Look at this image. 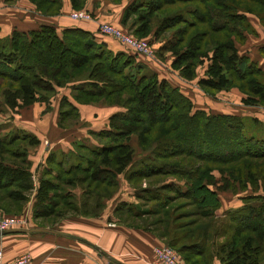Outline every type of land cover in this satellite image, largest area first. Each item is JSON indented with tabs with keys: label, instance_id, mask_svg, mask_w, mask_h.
Wrapping results in <instances>:
<instances>
[{
	"label": "trees",
	"instance_id": "16d2710c",
	"mask_svg": "<svg viewBox=\"0 0 264 264\" xmlns=\"http://www.w3.org/2000/svg\"><path fill=\"white\" fill-rule=\"evenodd\" d=\"M30 2L43 15L59 14L57 0ZM249 15L264 24V0H134L124 12V22L133 19L136 38L161 40L157 55L170 53L171 68L182 79H195L204 66V77L198 80L204 93L213 96L236 88L246 96L242 104L264 108V72L239 56L235 47L236 41L244 40V31H250ZM194 24L207 27L189 35L186 30ZM81 69L85 76H71ZM77 81L71 85L75 103H102L123 111L109 117L108 129L91 132L96 145L77 144L74 159L61 154L58 160L50 153L36 188L28 149L39 140L0 124V191L14 202H24L35 190L34 218L98 217L118 191L119 176L134 189L149 177H173L184 190L174 184L141 190L138 206H116L118 221L123 222V213L132 218L163 212L168 217L164 227L159 232L146 230L177 251L186 264H264V199L245 198L240 207L219 218L220 201L212 190L236 193L250 186L264 191V140L248 136L237 116L194 110L190 99L136 63L134 56L96 45L81 29L58 34L51 26H40L0 39V98L11 112L35 103L48 110L57 88ZM78 119L77 107L61 98L58 127L66 129ZM132 137L141 152L156 142L152 154L136 158ZM208 139L220 141L213 151ZM193 144L200 148L192 149ZM214 172L220 174L219 181ZM76 188L81 190L79 204L72 193ZM175 199L192 207L194 221L176 220L173 211L164 210Z\"/></svg>",
	"mask_w": 264,
	"mask_h": 264
},
{
	"label": "crops",
	"instance_id": "0c3cea01",
	"mask_svg": "<svg viewBox=\"0 0 264 264\" xmlns=\"http://www.w3.org/2000/svg\"><path fill=\"white\" fill-rule=\"evenodd\" d=\"M57 1L60 3L59 14L43 15L30 0H0V39L10 37L13 31L30 32L40 26H51L58 34L66 29H81L89 34L90 40L96 45H104L112 53L124 52L134 56L136 63H141L160 80H165L171 87L177 88L190 99L194 110L204 111L208 115L237 116L247 126L245 133L247 134L248 129L250 134H247L248 136L264 140V108L242 104V99L246 96L236 88L226 92L220 91L213 96L204 93L198 85V80L204 77V66L197 69L195 79L187 81L171 68L173 57L167 56L166 59V53L163 57L157 55L161 40L151 42L156 55L153 58H147L129 51L117 40L99 32V25L107 23L132 34L136 26L133 19L124 22V12L134 0ZM77 10L92 14L94 19L72 20L70 14ZM248 22L250 31H244V40L236 41L235 47L239 56H246L264 72V24L253 15L248 16ZM78 82L57 88V94L50 99L48 110L45 104L35 103L13 113L0 98V117H2L0 124L7 125L12 130H24L39 140V144L28 151L35 188L50 153H55L60 160L61 154L67 156L76 154L77 144L88 147L96 145L91 132L108 129L109 117L123 111L118 106L102 107L96 104L75 103L71 98V85ZM63 97L74 104L79 113L76 123H71L72 125L66 129H61L57 125L59 102ZM131 145L135 149L136 158L152 154L141 152L135 137H132ZM137 149L138 152H136ZM170 183L184 190L182 182ZM138 190L125 181L119 182L118 191L106 201L107 206L98 217L68 215L59 225L52 227L51 230L58 234L2 236L0 242L4 246L5 261H12L23 254H28L33 264H110L111 261L118 264H155L154 249L166 246L164 241L146 230L145 226H125L118 223V218L114 215L116 206L122 202L139 205L138 198L142 192ZM212 190L217 192L220 201V208L216 211V216L219 218H222L226 211L240 207L245 198L260 196L264 199V191L261 189L254 191L249 186L242 190L238 189L236 193L229 190L217 191L216 187ZM34 195L35 190L32 199ZM142 217L133 215L132 220ZM39 228L50 229V227ZM214 264L219 263L215 261Z\"/></svg>",
	"mask_w": 264,
	"mask_h": 264
},
{
	"label": "rangeland",
	"instance_id": "374dc122",
	"mask_svg": "<svg viewBox=\"0 0 264 264\" xmlns=\"http://www.w3.org/2000/svg\"><path fill=\"white\" fill-rule=\"evenodd\" d=\"M166 14H164V15H166ZM204 25L205 24H197V25L194 24L192 26V28H189L188 30H186V33H188L189 35H192L194 33L202 31V29H205V27H207L206 25L205 26ZM170 36H171L170 32L169 33L167 32L166 35H165L166 39L170 38ZM127 49L129 51H131L129 48H127ZM126 54H128V53H126ZM167 56L168 57H173L170 53L166 52V59H167ZM160 57H163V55L160 56ZM82 72L84 73V75L82 74ZM86 73L87 72L85 71V69L84 70L81 69L80 71L72 72L71 76H73L75 78L76 77L81 78V77L85 76ZM233 89H235V88H233ZM96 106L107 107V106H105L102 103L101 104H96ZM1 119H2V117H0V120ZM74 123H76V122H74ZM71 125L72 124H69L68 126H71ZM245 127H247V126H245ZM247 134H249L248 129H247ZM134 140L135 139L133 138V143H135ZM223 141H224V139H223ZM218 142H220V141L215 142L214 140L211 141V140L208 139L207 146H209V148L212 149V151H213L216 148V143H218ZM197 143L198 142H196V144ZM196 144H193L191 146L192 149H195V148L199 149L200 148V145L199 144L196 145ZM202 144L204 145V143H202ZM222 144H224V142H222ZM203 145H201V147H202L201 149L206 147V145L205 146H203ZM220 145L217 146V149H218V147H220ZM18 146L22 148V145H20V144H16L15 145V147H18ZM155 146H156V142L152 145V147H155ZM152 147L148 148V150L145 151V152H147L146 154H150V152L152 150ZM181 148L183 150H185L184 145H182ZM31 149L29 148L28 151H30ZM138 151L139 150L137 149L136 152H138ZM73 155L74 154H72L69 157H72ZM213 174H214L215 178L216 177L218 178L217 181H219L220 174L218 172H214ZM118 180H119V182L125 181L122 176H119ZM173 181L178 182V180L174 179L173 177H167V176H165V177H149L148 179L141 180V182L138 185L139 186L138 187V189H139L138 191L139 192L141 190H151L152 191V190H157V189L161 190V188L165 187L167 184H172L170 182H173ZM33 182H34V179H33ZM33 192H34V190H32L29 193H27L28 195H27V200L26 201H24V202H14L13 200H11V199H9L7 197L6 193H4V190L0 191V213L2 215L6 216V217L17 219L18 222H20L18 225H22V226H20V227H18L16 229L29 230V229L39 228V227H50V229H52V227L59 225L60 222L62 220H64V218L66 216H63V217L59 218L58 220H56L55 217L54 218L51 217V218H47V219L34 218V216H33L34 199H32L33 198ZM72 193H74V195L76 197L75 198L76 203L79 204L80 200H81L80 199L81 190L76 188V189L72 190ZM65 202H67V201L63 200L62 203H65ZM181 204H183V201H178V200L175 199V200H173L170 203V205H171L170 208H164V210L165 211L168 210V213H170V214L173 211L172 215L174 217H176V220L181 219V221H182V218H184L183 220L186 221V222L194 221L195 220V216H194V214L191 213L192 207L189 204H184V205H181ZM177 205H179V206H177ZM106 206H107V204L105 202L104 203V209L106 208ZM147 206H150V204H148ZM104 209H103V211H104ZM119 214H120V212H119ZM170 214H169V216H170ZM120 217L122 218L123 222H118V223H121V224H123L125 226L137 225V226H140V227L141 226H145V228L150 227V229L154 230L155 232H159V230H160L159 228H163L164 227V225L167 223L166 219L168 218V217L166 218V215L163 212L144 215L142 218L137 219V220H132L131 216L129 217L128 215H126L124 213L120 214ZM153 221L156 222L158 225H153L152 224ZM143 222H145V223H143ZM147 223L148 224L150 223L151 225H148ZM0 240H2V239H0ZM175 252L178 254L177 251H175ZM0 254L2 256V259L5 261L6 259H5V254H4V246H2L1 242H0ZM6 254H7V252H6ZM179 257L181 258L183 263L186 264L184 262V260L182 259L181 255H179Z\"/></svg>",
	"mask_w": 264,
	"mask_h": 264
},
{
	"label": "built area",
	"instance_id": "2783aa9c",
	"mask_svg": "<svg viewBox=\"0 0 264 264\" xmlns=\"http://www.w3.org/2000/svg\"><path fill=\"white\" fill-rule=\"evenodd\" d=\"M70 18L75 21H91L93 16L85 11L72 12ZM99 32L103 35L110 36L117 40L123 46L129 48L135 54L153 58L155 50L151 43L146 39H139L129 32H125L110 24L102 23L99 25ZM17 219L9 218L0 213V232L16 229L22 225H18ZM156 258L155 264H184L179 255L169 246H160L154 249ZM0 264H33L28 254H23L12 261H4L0 254Z\"/></svg>",
	"mask_w": 264,
	"mask_h": 264
},
{
	"label": "water",
	"instance_id": "95a60500",
	"mask_svg": "<svg viewBox=\"0 0 264 264\" xmlns=\"http://www.w3.org/2000/svg\"><path fill=\"white\" fill-rule=\"evenodd\" d=\"M40 233H55L58 234V232L48 229V228H35V229H10L3 232H0V237L9 235V234H40ZM110 264H118L114 261H111Z\"/></svg>",
	"mask_w": 264,
	"mask_h": 264
}]
</instances>
